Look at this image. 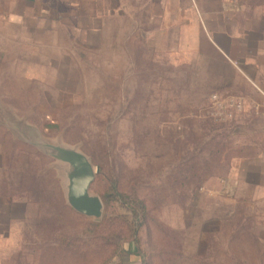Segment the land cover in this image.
I'll return each instance as SVG.
<instances>
[{
  "label": "rangeland",
  "instance_id": "rangeland-1",
  "mask_svg": "<svg viewBox=\"0 0 264 264\" xmlns=\"http://www.w3.org/2000/svg\"><path fill=\"white\" fill-rule=\"evenodd\" d=\"M17 3L0 27V264H264V189L240 183L234 137L264 0ZM8 127L89 158L99 221ZM113 183L142 201L139 229Z\"/></svg>",
  "mask_w": 264,
  "mask_h": 264
},
{
  "label": "crops",
  "instance_id": "crops-1",
  "mask_svg": "<svg viewBox=\"0 0 264 264\" xmlns=\"http://www.w3.org/2000/svg\"><path fill=\"white\" fill-rule=\"evenodd\" d=\"M2 2L8 6V11L4 14L1 10ZM17 4V0H0V27L3 22L15 23L18 16L20 17L15 10H10ZM24 7L27 8V4H24ZM248 68L250 72L246 74L247 77L245 76L248 82L245 93L235 99V103L239 104V111L235 112L234 116L235 152L240 153L235 157V168L240 183L252 184L257 190H262L264 189V63H255V65L251 63ZM242 71V73L246 72L244 69ZM247 169L251 170L247 172ZM253 169H256V172ZM249 177L254 181H249Z\"/></svg>",
  "mask_w": 264,
  "mask_h": 264
},
{
  "label": "water",
  "instance_id": "water-1",
  "mask_svg": "<svg viewBox=\"0 0 264 264\" xmlns=\"http://www.w3.org/2000/svg\"><path fill=\"white\" fill-rule=\"evenodd\" d=\"M17 138L35 148L42 155L49 157L58 165L62 177V191L66 205L75 213L99 221L103 212L100 198L90 193L96 171L89 158L77 147L66 145L60 141L49 142L42 138L35 129L17 131L8 127Z\"/></svg>",
  "mask_w": 264,
  "mask_h": 264
},
{
  "label": "trees",
  "instance_id": "trees-1",
  "mask_svg": "<svg viewBox=\"0 0 264 264\" xmlns=\"http://www.w3.org/2000/svg\"><path fill=\"white\" fill-rule=\"evenodd\" d=\"M131 191L132 192H130L129 194H120L116 190V184H112V193L114 195V199L121 201V204L126 206V208H128L129 206V208H131L130 211L133 213L135 218L139 217V221H141L140 225L137 228L139 229L143 225V220L147 213L142 201L137 198L136 192L134 190Z\"/></svg>",
  "mask_w": 264,
  "mask_h": 264
}]
</instances>
